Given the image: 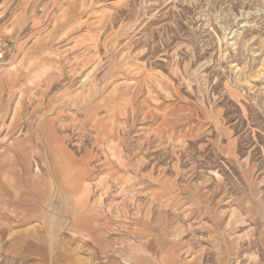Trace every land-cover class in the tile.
I'll return each mask as SVG.
<instances>
[{
  "label": "rangeland",
  "instance_id": "1",
  "mask_svg": "<svg viewBox=\"0 0 264 264\" xmlns=\"http://www.w3.org/2000/svg\"><path fill=\"white\" fill-rule=\"evenodd\" d=\"M0 51V264H264V0H0Z\"/></svg>",
  "mask_w": 264,
  "mask_h": 264
},
{
  "label": "built area",
  "instance_id": "2",
  "mask_svg": "<svg viewBox=\"0 0 264 264\" xmlns=\"http://www.w3.org/2000/svg\"><path fill=\"white\" fill-rule=\"evenodd\" d=\"M3 59H4V53L0 51V61H2Z\"/></svg>",
  "mask_w": 264,
  "mask_h": 264
},
{
  "label": "crops",
  "instance_id": "3",
  "mask_svg": "<svg viewBox=\"0 0 264 264\" xmlns=\"http://www.w3.org/2000/svg\"><path fill=\"white\" fill-rule=\"evenodd\" d=\"M142 260H140V259H137V261H136V263H139V262H141Z\"/></svg>",
  "mask_w": 264,
  "mask_h": 264
}]
</instances>
